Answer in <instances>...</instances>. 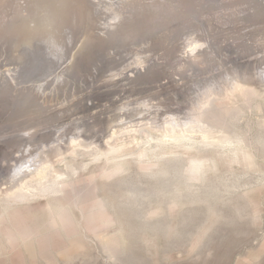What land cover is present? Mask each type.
<instances>
[{
    "label": "rangeland",
    "instance_id": "374dc122",
    "mask_svg": "<svg viewBox=\"0 0 264 264\" xmlns=\"http://www.w3.org/2000/svg\"><path fill=\"white\" fill-rule=\"evenodd\" d=\"M140 1L62 0L28 47L0 0V264H264V0Z\"/></svg>",
    "mask_w": 264,
    "mask_h": 264
},
{
    "label": "bare ground",
    "instance_id": "6f19581e",
    "mask_svg": "<svg viewBox=\"0 0 264 264\" xmlns=\"http://www.w3.org/2000/svg\"><path fill=\"white\" fill-rule=\"evenodd\" d=\"M3 1V0H2ZM68 1V0H67ZM142 1V0H141ZM140 1V2H141ZM145 1V0H144ZM27 2H31L33 9H31L29 7V5L24 6L23 10L21 13L17 14L14 18L16 19L14 26H12V31L14 33V35H16L15 39L17 41V43L21 44L24 43L23 46H28V47H32L33 46V41L34 39L46 42L47 44H55L56 43V31L58 30L59 27L62 26V24L65 22L66 15H67V8H63L62 5H59V2H62V0H25V3ZM80 2V1H79ZM264 2V1H263ZM13 3V2H12ZM77 3V2H76ZM83 3V2H82ZM7 4V3H6ZM62 4V3H61ZM93 4V3H92ZM95 4V3H94ZM179 4V3H178ZM69 5V3H68ZM87 5V4H86ZM66 6V5H65ZM70 6V5H69ZM20 7V6H19ZM72 7V6H71ZM13 8V7H12ZM99 8V7H98ZM101 8V7H100ZM118 8V7H116ZM2 9V8H1ZM22 9V8H21ZM4 10V9H3ZM94 11V10H93ZM92 11V12H93ZM10 12V11H9ZM18 12V11H17ZM15 12V14L17 13ZM97 12V11H96ZM11 13V12H10ZM8 13V15L10 14ZM12 13H14L12 11ZM9 15L10 17H12V14ZM94 13V12H93ZM233 13V12H232ZM3 14V13H2ZM88 14V13H87ZM236 14V13H235ZM7 15V14H6ZM90 16V15H89ZM93 16V15H92ZM105 16V15H104ZM114 16V15H113ZM6 17V16H5ZM71 17V16H70ZM126 17V16H125ZM101 18V17H100ZM109 19V18H108ZM11 20V18H10ZM13 20V19H12ZM2 21V19H1ZM0 21V22H1ZM106 21V20H104ZM112 21V20H111ZM88 22V20H87ZM262 22V21H261ZM4 23V22H2ZM7 23V21H6ZM104 23V22H103ZM106 23V22H105ZM113 23V22H112ZM107 24V23H106ZM109 24V23H108ZM12 25H13V21H12ZM87 25V24H86ZM85 25V29L87 28ZM101 25H105V24H101ZM110 25V24H109ZM4 26V25H3ZM11 26V25H10ZM89 26V25H88ZM107 26V25H106ZM1 27V26H0ZM97 27V26H96ZM94 26V28H96ZM109 27V26H108ZM10 30V29H9ZM83 30V29H82ZM12 31H10L12 33ZM89 32V29L87 28V30ZM87 33V32H86ZM91 33V32H89ZM58 34V33H57ZM13 35V36H14ZM85 35V33H84ZM88 35V34H86ZM93 35V34H92ZM95 35V34H94ZM98 36V35H97ZM13 38V37H12ZM252 38V37H251ZM94 39V38H93ZM89 40V39H88ZM86 40V41H88ZM252 40V39H251ZM254 40V39H253ZM263 40V39H262ZM82 41V40H81ZM16 43V42H15ZM14 43V44H15ZM16 43V47L15 50L17 51L18 48V44ZM95 43V41H94ZM255 43V42H254ZM22 45V44H21ZM62 45V44H61ZM69 45V44H68ZM100 45V44H99ZM258 45V44H257ZM260 45V44H259ZM262 45V44H261ZM20 46V45H19ZM64 46V45H63ZM75 46V45H74ZM103 46V45H102ZM264 47V46H263ZM54 48V47H53ZM65 48V47H64ZM80 48V46H79ZM83 48V47H82ZM73 49V48H72ZM78 49V47H77ZM32 50V49H30ZM54 49H51V51ZM33 51V50H32ZM75 51V50H74ZM82 51V50H81ZM85 51V50H84ZM87 51V50H86ZM35 52V51H34ZM49 55V54H48ZM83 55V54H82ZM76 55H74L75 57ZM73 57V58H74ZM29 58V57H28ZM57 59V58H56ZM60 62V61H59ZM67 63V62H66ZM71 63V62H70ZM59 64V63H58ZM65 65V64H64ZM69 65V64H68ZM73 65V64H72ZM71 65V66H72ZM65 67V66H64ZM62 69V68H61ZM66 70V69H65ZM72 70V69H71ZM60 71V70H59ZM64 71V70H63ZM62 72V71H61ZM262 72V71H261ZM264 73V72H263ZM61 74V73H60ZM56 75V74H55ZM53 75V76H55ZM52 76V77H53ZM57 76V75H56ZM63 76V75H60ZM50 77V78H52ZM66 77V76H65ZM49 78V77H48ZM57 78V77H56ZM59 78V77H58ZM64 78V77H63ZM56 81V80H55ZM140 104V103H139ZM142 107L147 105V102L142 101L141 102ZM140 104V105H141ZM139 105V107H140ZM158 105V104H157ZM137 106V105H136ZM160 106V105H159ZM34 107V106H33ZM147 107V106H146ZM31 109V107H30ZM139 109V108H138ZM144 109V108H143ZM146 110H149L148 108ZM34 111V110H33ZM140 112V111H139ZM142 112V111H141ZM141 112L139 114H141ZM137 114V113H136ZM144 114V113H142ZM173 128V127H172ZM61 132V131H60ZM30 134V133H29ZM207 134V133H206ZM65 136V135H64ZM205 137V136H204ZM65 138V137H64ZM72 138V137H71ZM76 138V137H75ZM74 139V138H73ZM77 139V138H76ZM74 139V140H76ZM73 140V141H74ZM205 140V139H204ZM61 141V138L60 140ZM72 141V140H71ZM79 141V140H78ZM206 141L211 142L209 138H206ZM62 143V142H61ZM28 144V142H27ZM37 144V143H36ZM64 144V143H62ZM38 145V144H37ZM54 144H52L53 146ZM56 145V144H55ZM49 146V145H48ZM60 146V145H59ZM32 144H28V146L25 148L30 149V151L28 152V156L30 158H28V160H22V163H19L13 167H16L13 172L15 171V182L13 183V189L17 190L18 188H20L25 182H27L26 180L29 179V181L31 180V178L38 176L39 178H43L46 176V170H47V164L46 161L48 160H42L40 159V155L41 152L42 153L45 151V149L43 150H39L36 151V153H34V150H31ZM45 147V146H43ZM51 147V146H50ZM36 148V147H35ZM34 149V148H33ZM25 150V149H23ZM26 151V150H25ZM24 151H22L23 153ZM62 152V151H61ZM19 153V152H18ZM17 153V155H19ZM27 153V151H26ZM25 153V154H26ZM59 153V152H58ZM16 154V153H15ZM24 154V155H25ZM39 155L38 158H36V155ZM61 154V153H60ZM16 155V156H17ZM146 153L145 151L140 153V157H146ZM21 157V156H20ZM24 157V156H23ZM27 157V156H26ZM26 157H24L25 159H27ZM23 159V158H22ZM46 159V158H45ZM17 161V160H16ZM202 161V160H201ZM200 160H192L191 161V170L193 172H195V174H198L199 172L197 171L201 166H202V162ZM14 162V161H13ZM21 162V161H20ZM50 162V161H49ZM50 164V163H49ZM49 166V165H48ZM67 168L69 170H73L75 172H80L85 170L84 169V165L79 166L78 164H67L66 165ZM50 169V168H49ZM55 169V168H54ZM117 170H122V166L117 165ZM48 171V170H47ZM56 172H58V170H56ZM115 173H121L120 171H115L113 172ZM94 179L91 180V182H87L85 180H78V181H74V182H69L67 184H63L62 188L63 191L67 194V196L71 199V200H78L79 197L83 196L86 197L88 195H90V189L95 185L94 183ZM12 185V183H11ZM28 185V184H27ZM24 190V188H23ZM11 194V193H10ZM18 195V193H17ZM21 195V194H20ZM30 195V194H29ZM11 196V195H10ZM24 196V195H22ZM24 198V197H23ZM28 199V198H27ZM73 201V202H74ZM101 205L100 203H94L92 204L91 208H99ZM2 213V212H1ZM62 217V216H61ZM69 220V219H68Z\"/></svg>",
    "mask_w": 264,
    "mask_h": 264
}]
</instances>
